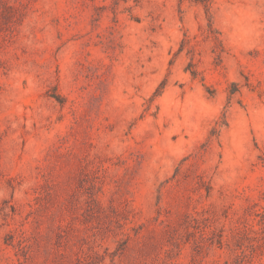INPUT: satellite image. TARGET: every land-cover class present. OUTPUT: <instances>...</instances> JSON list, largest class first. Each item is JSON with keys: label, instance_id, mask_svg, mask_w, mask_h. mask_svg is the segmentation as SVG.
<instances>
[{"label": "rangeland", "instance_id": "rangeland-1", "mask_svg": "<svg viewBox=\"0 0 264 264\" xmlns=\"http://www.w3.org/2000/svg\"><path fill=\"white\" fill-rule=\"evenodd\" d=\"M0 264H264V0H0Z\"/></svg>", "mask_w": 264, "mask_h": 264}]
</instances>
